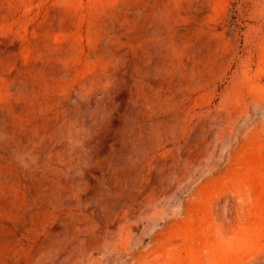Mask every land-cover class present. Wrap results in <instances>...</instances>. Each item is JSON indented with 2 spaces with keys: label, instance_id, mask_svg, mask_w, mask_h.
<instances>
[{
  "label": "rangeland",
  "instance_id": "rangeland-1",
  "mask_svg": "<svg viewBox=\"0 0 264 264\" xmlns=\"http://www.w3.org/2000/svg\"><path fill=\"white\" fill-rule=\"evenodd\" d=\"M0 264H264V0H0Z\"/></svg>",
  "mask_w": 264,
  "mask_h": 264
},
{
  "label": "bare ground",
  "instance_id": "bare-ground-1",
  "mask_svg": "<svg viewBox=\"0 0 264 264\" xmlns=\"http://www.w3.org/2000/svg\"><path fill=\"white\" fill-rule=\"evenodd\" d=\"M197 163H198V162H197ZM191 170H192V168H191ZM179 179H180V178H179ZM155 202H156V201H155ZM155 202H154V203H155Z\"/></svg>",
  "mask_w": 264,
  "mask_h": 264
}]
</instances>
